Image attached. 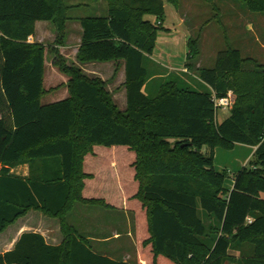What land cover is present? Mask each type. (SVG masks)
<instances>
[{"label": "trees", "instance_id": "1", "mask_svg": "<svg viewBox=\"0 0 264 264\" xmlns=\"http://www.w3.org/2000/svg\"><path fill=\"white\" fill-rule=\"evenodd\" d=\"M105 1V15L79 18L77 60L124 61V111L105 81L60 54L63 0H0V233L38 211L62 234L56 246L24 232L0 264H131L97 253L68 223L76 203L133 212L137 264H264V64L228 47L212 67H195L198 44L187 37L185 79L169 74L149 96L145 85L158 73L150 56L166 31L163 0ZM236 1L264 14V0ZM36 21L54 26L50 47L28 41ZM47 51L69 94L43 104ZM228 91L234 102L218 121L212 95ZM236 144L255 150L228 189L214 151ZM23 163L26 177L10 172Z\"/></svg>", "mask_w": 264, "mask_h": 264}, {"label": "rangeland", "instance_id": "2", "mask_svg": "<svg viewBox=\"0 0 264 264\" xmlns=\"http://www.w3.org/2000/svg\"><path fill=\"white\" fill-rule=\"evenodd\" d=\"M63 1L65 3H70L71 1H77L80 3H86V1L88 2V0ZM163 1H165L166 11L165 26L170 27L172 33L171 35H164V37L168 40L164 43H161L160 40L158 48L161 47L169 51L173 61L176 65H178V67L183 65L184 59H186L185 54H187L186 51H188L186 46L187 37L191 38V40H196L198 44L199 55L197 57L198 61L195 62V67H212L217 54L228 47L240 50L242 57L252 58L258 63L264 64V14L251 12L236 0H176V11L183 19L186 29L188 30L183 31L184 28L178 25L177 14L175 13L176 11H174L175 7L173 8V5H169L166 0ZM91 3V6L95 5V2L92 1ZM96 4L100 7L102 4L106 5V1L99 0V3ZM70 14L78 16L95 15L93 14L91 7H82L81 9L76 7L72 9ZM40 26L41 25L39 24L37 28L39 29ZM163 34L164 32L160 33V36H163ZM54 40L52 42H49L50 40H46L45 44H41L46 47H50L54 44ZM60 54L62 55V53ZM52 56V53L47 51L43 83L45 93L41 97V103L43 104L58 101L69 94L67 88L68 77L52 64ZM66 62L67 64L77 66L74 63H69L67 59ZM101 66L104 68L109 67L108 64H103ZM104 68L100 67L98 70L103 73L106 70ZM95 77L100 78L98 76ZM109 82L110 80L107 77L105 79V88H107ZM159 82L160 79H151V81L145 85L144 92L149 96L155 95V89L157 88ZM120 104V101L117 102V105L120 106ZM229 109L218 108L216 113L217 120L221 121L226 118L230 113ZM239 148L241 147L228 150L217 147L214 151V168L219 172L224 169L227 170L228 178L225 181V187L228 189L232 187L234 174L244 165L242 164V161L248 157V152L244 151L243 148ZM202 150L206 152V147ZM251 156L252 155H250V158ZM133 214V212L127 210H109L100 205L76 203L73 206V210L67 215V221L80 233L92 235L94 227L93 224L96 221L101 222L106 219L107 221H110L115 228L120 231H124V229H128V218L131 219L136 252H134L133 249H130L132 252L125 257L132 264H137V230L134 224L135 219ZM120 241L121 243H118L117 241L118 246H126L127 248L130 246L125 237H120ZM90 243L93 247L94 245L92 240ZM229 253L232 256H238V252L234 250H229ZM115 255L119 257L118 254ZM139 259L144 261L145 256L143 253H141V257H139ZM225 264L236 263L233 261H227Z\"/></svg>", "mask_w": 264, "mask_h": 264}, {"label": "crops", "instance_id": "3", "mask_svg": "<svg viewBox=\"0 0 264 264\" xmlns=\"http://www.w3.org/2000/svg\"><path fill=\"white\" fill-rule=\"evenodd\" d=\"M92 1L95 2L94 6L90 5ZM92 1L88 0V2L86 1V3H82V2L80 3L77 1L76 2L71 1L70 3L64 2L69 9L67 11L68 20L66 21L67 25H66L64 42L59 47L60 53H62V56H64L69 63L76 64L87 76L91 78H93V76L94 77L98 76L104 81L108 77L110 82L108 83L106 89H108L107 91L111 94L114 104L118 106L117 108L120 111H124L126 109V91L123 86L126 75L124 74V61L111 60L106 62H80L77 60L78 57L77 51L81 43V35H82V27L79 23V18L84 16L71 15L70 12L72 11V9L76 7L80 9L82 7H89V8L91 7V10L93 11V14H95V16L105 15L106 11L108 10L106 8V5L102 4L99 7L97 6L98 4H96L99 3V0H92ZM167 3L172 6V4H170L169 2ZM163 4L165 11V1H163ZM172 7L174 8V6ZM174 11H176V8H174ZM175 13L177 14V18H178V25L184 28L183 31H186L187 29L183 22V19L180 17L177 11ZM144 18L150 21H154V17L152 15H146ZM35 23L36 24L34 28V34L29 37L28 41L43 43V44H45L46 40H50L49 42H52L55 37V30H54V26H52V23L49 21L48 22L36 21ZM39 24L42 27L40 26V28L38 29L37 26ZM162 26L165 27L166 31H160L158 33L157 39L155 41V47L150 56L152 63L156 65V69L158 70V73L150 77V79H148V82L151 81V79L165 78L169 74L181 75V72L182 73L188 72V70L184 66L186 61L185 59L183 65L178 67V65H176L175 62L173 61V58L169 51L161 47L158 48L159 47L158 44L160 40L161 43H164L165 41L168 40L164 37V35L166 34L171 35L172 33L170 27L165 26V17ZM52 27H53V31H52ZM163 32H164L163 36H160V33ZM103 64L104 65L108 64L109 67L104 68L103 66H101ZM45 66H46V59H45ZM100 67L106 69L105 72L102 73L101 71H99L98 68ZM115 68H117L116 76L112 79V75L114 73ZM180 77L185 79V76L183 75H181ZM119 101L121 103L120 104L121 107L117 105V102ZM236 147H241L239 149L243 148L244 151L248 152V157L245 158L244 161H242V164L245 165L248 162L250 155L253 154L255 147L236 144L233 149H235ZM10 172L15 175L26 177L28 175V164L27 163L19 164L14 168H11ZM131 223H132L131 219L128 218V229L126 228L124 229V231H120L119 229L115 228L110 223V221H107L106 219L105 221H101V222L96 221L93 224L94 227H93L92 235L90 234L88 235L85 234V235L89 237L90 240H92V243L94 245L93 249L97 253L108 255L112 258H121L125 261H128L125 256L132 252L130 249H133V251L136 252L135 240L133 237L134 236L133 226ZM24 232L41 233L46 243L56 246L62 241V234L60 232V226L57 219L46 217L38 211H29L26 214V216L20 217L14 223L10 224L4 230V232L0 233V253H5L7 251L12 250L15 246V243L19 239L20 235ZM120 237H125V239L128 240L129 242L128 244L130 245L128 246V248L126 246L122 247L120 245L119 246L117 245V241L118 243H121ZM115 254H118L119 257H117Z\"/></svg>", "mask_w": 264, "mask_h": 264}, {"label": "built area", "instance_id": "4", "mask_svg": "<svg viewBox=\"0 0 264 264\" xmlns=\"http://www.w3.org/2000/svg\"><path fill=\"white\" fill-rule=\"evenodd\" d=\"M212 100L214 102V106L218 109H229L233 102H234V96L231 91H228L227 94L224 97L216 98L215 95H212Z\"/></svg>", "mask_w": 264, "mask_h": 264}]
</instances>
